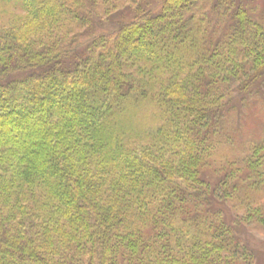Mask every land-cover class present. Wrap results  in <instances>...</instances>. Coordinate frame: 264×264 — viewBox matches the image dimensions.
Here are the masks:
<instances>
[{
    "label": "trees",
    "instance_id": "trees-1",
    "mask_svg": "<svg viewBox=\"0 0 264 264\" xmlns=\"http://www.w3.org/2000/svg\"><path fill=\"white\" fill-rule=\"evenodd\" d=\"M245 0H0V264H256L264 86Z\"/></svg>",
    "mask_w": 264,
    "mask_h": 264
},
{
    "label": "rangeland",
    "instance_id": "rangeland-1",
    "mask_svg": "<svg viewBox=\"0 0 264 264\" xmlns=\"http://www.w3.org/2000/svg\"><path fill=\"white\" fill-rule=\"evenodd\" d=\"M245 1L256 9L258 16L264 17V0ZM235 119L234 128L237 134L233 148L234 155H239L247 144L264 138V86H260V89L249 97L248 104ZM245 239L258 257L255 263L264 264V233L250 227Z\"/></svg>",
    "mask_w": 264,
    "mask_h": 264
}]
</instances>
